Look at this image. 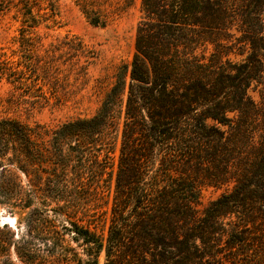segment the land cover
Returning <instances> with one entry per match:
<instances>
[{
    "label": "trees",
    "instance_id": "trees-1",
    "mask_svg": "<svg viewBox=\"0 0 264 264\" xmlns=\"http://www.w3.org/2000/svg\"><path fill=\"white\" fill-rule=\"evenodd\" d=\"M43 1L0 8L34 28ZM136 1L73 0L100 28ZM140 1L135 57L91 117L52 127L9 113L64 107L56 85L67 72L90 82L98 55L80 38L58 40L46 61L0 62V82L14 86L0 119V206L28 237L16 254L28 264L55 254L69 264H264V0ZM39 71L48 92L35 89ZM211 187L225 192L203 204ZM67 233L75 247H64ZM51 239L45 256L31 247Z\"/></svg>",
    "mask_w": 264,
    "mask_h": 264
},
{
    "label": "rangeland",
    "instance_id": "rangeland-1",
    "mask_svg": "<svg viewBox=\"0 0 264 264\" xmlns=\"http://www.w3.org/2000/svg\"><path fill=\"white\" fill-rule=\"evenodd\" d=\"M39 6L40 4H37L33 12L37 18V26L34 28L25 26V29H22L23 17H18L15 9L3 11V8H0V62L7 60L17 64L22 61L24 63L22 65H28L30 62L25 60L26 56H32V64L37 59L49 60L46 57V52L49 51V56H52L50 52L57 41L62 40L67 35L80 38L85 45L97 53L98 59L89 68L91 79L88 84L83 81L76 82L75 75H70L68 72L61 76L62 80L56 87H60L58 88L60 92L68 93L66 98L68 102L64 103L65 106L61 109L52 110L48 107L46 110L35 112L29 117L25 113L19 114L13 111L9 113L11 116L21 117L22 120L30 123L39 122L52 127L61 125L75 117H91L98 110L101 99L117 68L123 64H131L135 57L136 34L141 19V1L137 0L133 8L105 28L92 26L73 0H44L41 3L40 12ZM24 35L25 39L23 38ZM231 58L236 61L242 59L241 56H232ZM38 74L40 78L35 89L43 87L44 92L50 91L52 84L48 80L43 81V74L40 71ZM26 77H31L29 83L37 78L31 72H27ZM13 90L14 86L9 84L6 79L0 82V99L3 101V106H0V119L7 115L6 100ZM224 192V188H205L202 194L203 204L216 200ZM6 217L15 220L13 227H10V224L6 225L1 220V218ZM103 228L102 218L99 229L102 230ZM27 240V229L25 224L20 221V216L16 210L0 206V257L5 251H8L11 254L8 264H28L21 261L16 254L17 249L25 247L24 243ZM53 242H55L54 239H51L49 246H45L36 240L33 241L34 244L31 247L44 255V251L54 248ZM65 242L64 247L76 246L71 241L69 233L66 234ZM57 256L58 254L45 257L46 260L43 264H69ZM100 263H104L103 255L100 258Z\"/></svg>",
    "mask_w": 264,
    "mask_h": 264
},
{
    "label": "bare ground",
    "instance_id": "bare-ground-1",
    "mask_svg": "<svg viewBox=\"0 0 264 264\" xmlns=\"http://www.w3.org/2000/svg\"><path fill=\"white\" fill-rule=\"evenodd\" d=\"M2 221L5 222V223L10 224L11 226H14V222H15L14 219H12V218H7V217H6V218H3Z\"/></svg>",
    "mask_w": 264,
    "mask_h": 264
},
{
    "label": "water",
    "instance_id": "water-1",
    "mask_svg": "<svg viewBox=\"0 0 264 264\" xmlns=\"http://www.w3.org/2000/svg\"><path fill=\"white\" fill-rule=\"evenodd\" d=\"M1 220H2V218H1ZM6 225H9L8 223H5ZM10 227H13V226H11V225H9Z\"/></svg>",
    "mask_w": 264,
    "mask_h": 264
}]
</instances>
